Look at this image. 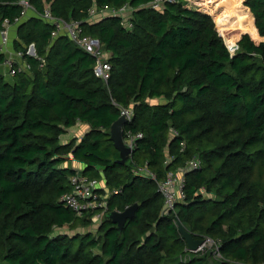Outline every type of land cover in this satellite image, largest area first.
Masks as SVG:
<instances>
[{
  "label": "trees",
  "instance_id": "16d2710c",
  "mask_svg": "<svg viewBox=\"0 0 264 264\" xmlns=\"http://www.w3.org/2000/svg\"><path fill=\"white\" fill-rule=\"evenodd\" d=\"M20 1L0 0L2 20L21 19L12 48L29 66L15 64L11 80L0 74V264H264V42L254 41L264 38V0H219L217 15V0H162L161 9L157 0H30L27 16ZM47 7L99 39L108 81L65 32L53 37ZM124 7L130 27L121 15L91 21L92 9ZM123 109L133 113L124 135L143 134L126 164L110 140ZM81 123L89 132L63 144ZM193 159L200 168H187ZM100 168L107 211L96 234L76 233L102 210L79 215L60 199L73 175L96 179ZM179 168L185 199L166 213L157 181ZM136 203L119 232L107 214ZM178 220L220 256L191 251Z\"/></svg>",
  "mask_w": 264,
  "mask_h": 264
},
{
  "label": "built area",
  "instance_id": "2783aa9c",
  "mask_svg": "<svg viewBox=\"0 0 264 264\" xmlns=\"http://www.w3.org/2000/svg\"><path fill=\"white\" fill-rule=\"evenodd\" d=\"M20 4L23 6V14L27 16L29 11L36 12L33 5L30 3V0H21ZM153 7L155 9H161L163 5L162 0H157L153 2ZM129 17L126 15L129 14ZM133 10L131 7H124L118 11L116 10H101L99 11L97 8L90 10L91 21H94L97 17H104L106 15H121L126 19L127 26H131L130 16ZM43 19L50 22L54 26L53 37H57L61 34V32H65L71 41L78 47H81L87 53L92 55L96 60L97 66L95 68V75L105 81L109 80L111 65L107 62V52L104 50L103 45L99 39H94L88 35H84L83 30L80 27L79 23L76 22H66L62 18L59 19L51 13L49 7L44 10V14L41 15ZM21 22L20 18H16L14 21L11 19L2 20L0 17L1 29L0 34L2 37L0 43V53L6 56L5 61L0 64V68H6V73L1 72L0 74L12 77L14 74V66L18 63L21 69L28 70L29 66L22 60L23 54L19 51L16 52H8L7 45L10 42L11 37V29L15 27V25ZM28 53L30 55L36 54V49L33 45L29 47ZM26 68V69H25ZM122 115L125 116L128 122H131L133 119V113L131 110L123 109L121 111ZM143 137L142 133H131L128 132L124 135V139L126 144L132 146L133 144L137 145V141ZM136 142V143H135ZM201 167V163L193 159L190 161L188 165V169H198ZM146 173H148L152 178L156 179L153 174H150L147 169H144ZM72 183V190L66 193L60 200L65 205L75 211L77 214L81 215L84 211H88L91 209H100L102 210L100 215H96L93 218V222L101 223L103 214L107 211V206L110 197V191L101 185V183L96 179H91L86 175H82L78 173L73 175L70 179ZM159 191L165 199V211L169 213V211L174 210L176 204L179 201H183L184 197V187L186 183V179H184V174H176L174 172L168 173V176L162 181H157ZM104 189V191H100V189ZM209 238L205 239V243ZM205 245V244H204ZM204 250L201 249L200 251Z\"/></svg>",
  "mask_w": 264,
  "mask_h": 264
},
{
  "label": "water",
  "instance_id": "95a60500",
  "mask_svg": "<svg viewBox=\"0 0 264 264\" xmlns=\"http://www.w3.org/2000/svg\"><path fill=\"white\" fill-rule=\"evenodd\" d=\"M128 120L125 116H121L115 124L111 127V137L110 140L113 142L114 147L120 152V164H126L129 162L134 153L137 150V145L133 144L129 146L126 144L124 139V127L126 126ZM136 143V142H135ZM138 209V204L136 203L134 206L125 209L124 211H115L107 214V217L113 221L115 225H117V229L121 232L125 226V224L135 217V213ZM178 229L182 234L183 239L186 241L188 248L193 252H198L203 249L205 241L194 239L193 235L186 231L183 228L182 222L178 220L177 222Z\"/></svg>",
  "mask_w": 264,
  "mask_h": 264
},
{
  "label": "crops",
  "instance_id": "0c3cea01",
  "mask_svg": "<svg viewBox=\"0 0 264 264\" xmlns=\"http://www.w3.org/2000/svg\"><path fill=\"white\" fill-rule=\"evenodd\" d=\"M29 14H33L32 12H28ZM17 36V31H15V27H13L11 29V37H10V42L9 44L7 45V48H8V52H16V50L14 48H12V40L15 39ZM1 40H2V37H1V34H0V43H1ZM260 41L261 42H264V38H260ZM2 69H5L4 67H1L0 70L2 71ZM7 71V70H6ZM89 126L87 124H84V123H81V124H78L76 125L75 127L69 129L67 132V134L65 135L64 137V140L62 141L63 144L65 143H68L69 141H71L72 139H82V137L87 134L89 131ZM67 165L73 167L74 169H77L79 171H82L84 168H85V165L74 160V159H71L69 160L67 163ZM143 171V170H142ZM176 174H184V171H182L180 168L176 170ZM97 173L99 174L98 175V178H96V180H98L101 185L103 187H106L107 186V183L105 182V179H104V173H103V170L100 168V170L97 171ZM139 173V172H138Z\"/></svg>",
  "mask_w": 264,
  "mask_h": 264
},
{
  "label": "rangeland",
  "instance_id": "374dc122",
  "mask_svg": "<svg viewBox=\"0 0 264 264\" xmlns=\"http://www.w3.org/2000/svg\"><path fill=\"white\" fill-rule=\"evenodd\" d=\"M219 0H217V1H215V3H214V5H210V11L212 12V13H214L215 12V10L217 9V11H216V15L218 14L217 12H220V13H223V10H224V6H218L217 5V3H220V2H218ZM200 2H203V0H201ZM205 3L207 2L206 0L204 1ZM129 15H130V12H129V14H127L126 15V17L128 16L129 17ZM231 14H226L225 16H224V18L227 16V17H229ZM226 17V18H227ZM230 20H228V21H230L229 22V24H232V22L235 20V18L234 19H232L233 18V16L231 15L230 17ZM221 34V33H220ZM245 34H247V33H240V34H237L236 35V47H235V49H233V51H231V53L232 54H234L235 52H236V50H237V48H238V43H239V40L242 38V36L243 35H245ZM223 35H224V33H223ZM234 35L235 34H232V35H229V36H227L226 34L224 35V36H222L223 38L224 37H226V39L224 38V41L226 42V40L227 39H232L233 37H234ZM233 36V37H232ZM252 37V36H251ZM254 40V39H253ZM254 41H257L258 43H260L261 41H260V38L259 39H256V40H254ZM26 69V68H25ZM27 70V69H26ZM1 72H3V73H6V70L5 69H2V71ZM6 78L8 79V80H11V77L10 76H6ZM64 140V137L62 138V141ZM98 224H100V223H95V222H93V225L92 226H90L89 228H80V229H78V230H76L75 232L76 233H81V234H85L86 232H92V233H95L96 234V231H97V228H98ZM203 248H204V250H202L201 252H213L215 255H216V257H218V256H220L219 254H218V250H217V247H216V244H215V242L214 241H212L211 239L210 240H207L206 241V243H205V245L203 246Z\"/></svg>",
  "mask_w": 264,
  "mask_h": 264
}]
</instances>
